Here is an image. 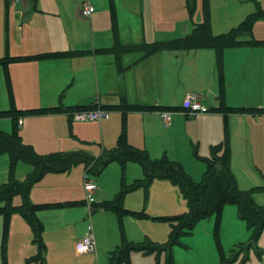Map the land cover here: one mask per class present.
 I'll return each mask as SVG.
<instances>
[{"label":"crops","instance_id":"crops-1","mask_svg":"<svg viewBox=\"0 0 264 264\" xmlns=\"http://www.w3.org/2000/svg\"><path fill=\"white\" fill-rule=\"evenodd\" d=\"M84 1L93 6L89 17L80 14ZM139 2L143 7L139 8L137 2L132 3V0H0V59L5 61L0 62V110L10 107L11 95L14 105L22 110L61 104L63 107L80 105L84 109L100 107L108 112L116 111L118 118L120 116V119L117 118L118 124L121 119H126V122L128 120L129 124L133 123L126 135L128 144L148 152L150 145L155 146L154 141L158 142L153 127L165 132L181 122L180 113L173 111H183L182 103L186 96L197 94L201 102L212 111L194 117V121L199 125L208 123L214 127L205 134L207 141L202 154L205 155L206 150L210 149L211 156L212 146L226 139L230 148L231 170L243 174L246 171L250 174L253 172L255 175L250 157L252 155L253 160L259 149H264V126L261 127L264 124V114L245 112L229 113L225 116L218 108L222 103L228 107H264V43L226 47L221 54V78L216 65L217 51L212 47L161 49L146 54L151 44L156 41L172 40L190 33L197 23L204 20L205 15L203 8L198 10V0ZM254 2V10L253 5L245 9L238 2H231L230 7L224 3L217 7L211 4L208 18L212 34L224 33L237 26L249 13L255 11L257 5L264 9L260 5L261 0ZM201 5L203 7V1ZM158 8L160 14H155L152 18L146 15V12L152 13ZM252 35L254 38H264L254 36L253 28ZM65 50L80 53L70 57L24 58ZM13 57L20 59H12ZM123 100L129 104L166 107L170 112L169 123H163L160 110H129L123 114L121 109L114 107ZM114 117L109 114L108 119L99 121L103 145L110 144L102 152L117 144L116 142L111 145L113 141L108 143L104 139L103 131L107 125H114ZM19 118L21 124L17 126L22 141L37 148V151L42 150L37 143H47L50 138L28 136L31 121L66 119L71 127L73 120H79L68 111L22 115ZM223 118L229 122L230 136L225 130L223 132ZM4 119H10L13 128V120L4 117L0 118V122ZM118 137L116 133L114 140L117 141ZM196 137L199 138L198 134ZM239 163H242L241 167L237 166ZM70 169L44 173L39 180L45 186L30 189L27 196L29 204H49V201L66 200L63 207L48 210L47 206L37 211V217L43 225V251L39 252V245L34 240L32 228L25 215L16 208L9 215L6 228L14 238L8 240L5 264L72 263V259L63 254L64 242L59 239L64 229L66 231L69 227L72 229V237L68 242L70 248L75 249V243L87 230V218H91L95 211L90 213L91 207L87 211L85 206L79 204L80 201L69 200L76 198L70 188L78 186L72 182L74 176L69 177ZM30 170L27 166L26 174ZM65 173H68L66 178ZM60 177L70 184L65 186L66 191V188L59 189L53 195L48 186H53L51 180ZM57 186L60 185L57 183ZM17 195L20 198L15 199L17 205L13 207L21 206L25 202L20 194L13 197ZM70 202L76 204L69 206ZM90 204L97 208L95 201ZM98 211L102 212L100 209ZM47 234L54 239L48 240ZM53 240L52 245L55 249L58 248V254L51 257L45 248ZM112 244L115 246V239ZM111 248V245L106 247L108 252ZM75 252L78 255L85 254L78 253L76 249ZM106 260L102 257L96 263L107 264Z\"/></svg>","mask_w":264,"mask_h":264},{"label":"rangeland","instance_id":"rangeland-1","mask_svg":"<svg viewBox=\"0 0 264 264\" xmlns=\"http://www.w3.org/2000/svg\"><path fill=\"white\" fill-rule=\"evenodd\" d=\"M44 1L49 2L53 0ZM198 1V10L200 8L202 10L201 2L203 0ZM254 1L207 0V4L208 8L211 7V4L217 7L222 3L230 7L231 2H238L241 8L247 9L250 7L249 5H253L254 10ZM261 1L260 5L263 7L264 0ZM132 3L139 5V8L143 7L140 6L139 0H132ZM159 10L158 8L152 13L146 12V15L152 18L153 15L160 14ZM253 34L254 36L264 37V20L257 19L255 21ZM255 38L264 39L257 36ZM211 111L209 112L211 113ZM178 112L181 115V122L179 121L174 124L169 130L164 132L161 129H157L156 126L153 127L155 135L158 136V142L154 141L155 146L150 145L147 153L152 159L166 156L168 159L178 162L184 172L194 182H200L207 168L206 158L210 157V149L206 150L207 153L205 152V155L202 154L204 144L207 141L205 134L208 129H213L214 127L208 123L199 125L197 121H194L196 120L194 117L198 116L187 115L184 111L180 110L173 111V113ZM109 114L111 117L115 116L113 119L114 125H107L103 128L104 139L108 143L109 141H113L111 145H115L117 142L116 139L114 140L115 134L117 133V136H119L123 130L127 135L133 123L130 122L129 124L128 120L126 122V119L125 121L121 119L118 124L120 116L118 118L117 112L111 111ZM50 120L31 121V130L28 136L41 137L43 139L50 138L47 143H37L38 147L42 150L37 151V148H33L38 154H48L47 152L50 153V151L67 152L76 149L84 150L91 155L97 156L102 153V149L105 146L110 145H103L102 128L97 120H73L71 127L66 119L63 121ZM263 126L264 124L261 125V127ZM161 127L164 129L162 121ZM222 128L223 132L225 130L227 135L230 136L229 122L224 118L222 120ZM0 129L5 132H11V120L4 119L0 122ZM197 134L199 138L196 137ZM157 151L160 152L157 153ZM250 158L254 165L255 175L251 169L252 174L247 171V174L245 172L243 174L232 170L236 174L234 176L238 187L242 190H250L255 186L264 184V149H259L258 154H255L253 160L252 155ZM27 166L31 169L29 164L18 160L11 172L8 154L0 153V185L8 180H24L27 175ZM237 166L241 167L242 163L237 164ZM84 169L85 167L81 163L70 169L71 175L69 177L74 176L72 182L78 184V186L70 188L73 191V196L76 198L69 200L80 201L79 204L85 206L87 211L91 207L90 213L93 212L92 210L95 211L92 213L91 218H87L86 225L91 224L93 227L92 235L94 234L93 238L95 237L96 248L92 254L85 253L78 255L74 248H70L68 242L72 237V229L69 227L66 231L64 229V233L59 240L64 242L62 248L63 254L70 257V260L72 259L71 264H97L98 259L101 260L102 257L107 259L105 262L107 263L111 253L124 243L144 247L143 249H133L129 252V264H219L220 254L217 239L222 246L224 256L230 261L229 264H264V228L258 236L251 235L246 222L238 218L235 204H228L223 208L218 230L214 231V216L206 217L198 220L188 234H181L175 242L171 243V224L165 220L153 219V217L174 216L188 211L187 202L177 185L166 178H154L147 185L141 183L135 185V180L144 177L141 166L134 161H127L124 165H121L117 161H111L98 175L89 173V177L96 183V193L93 195V201L101 205L104 202L103 200H112L120 195V208L128 209L134 215L112 210L107 211L100 206L95 209L87 201V193L84 187ZM237 169L239 170V168ZM66 174L68 173H65L64 178L68 176ZM255 178L256 180H254ZM51 181L53 186H48V188L53 195H56L59 189H65L70 184L62 177ZM57 183L60 185L59 187ZM40 185L45 186L43 181H36L31 189L39 188L38 186ZM18 197L20 198L19 195L13 197L14 199L12 198L10 202L11 206L17 205L15 199ZM254 198L259 205L264 206V191L255 192ZM64 201L66 200L49 201L50 206L47 208L49 210L58 208L59 206L63 207L60 204ZM98 209L102 210V212L100 213ZM86 233L87 230L80 237H83ZM13 238V234H9L8 229L5 228L4 215L0 213V264H5L7 243L9 239L12 240ZM47 239L52 240L54 237L47 234ZM114 239L115 246L112 244ZM123 239L124 242L122 241ZM53 242L54 240L50 244H47L45 248V251L51 257L58 254V248L55 249L53 247ZM107 245L112 246L109 252V249H106ZM116 262L117 264H127L123 260H116Z\"/></svg>","mask_w":264,"mask_h":264},{"label":"trees","instance_id":"trees-1","mask_svg":"<svg viewBox=\"0 0 264 264\" xmlns=\"http://www.w3.org/2000/svg\"><path fill=\"white\" fill-rule=\"evenodd\" d=\"M203 9L205 14L204 20L197 23L190 33L172 40L156 41L151 44L146 54L161 49L212 47L217 51L216 65L221 78V54L226 47L258 45L264 43V40H256L252 35V28L255 21L257 19L264 20V9L259 5H257L255 11L249 13L237 26L231 28L227 32L216 35L211 32L207 0H203ZM189 11L192 10L189 9ZM78 53L80 52L71 50L53 51L29 55L24 58L70 57ZM12 59L20 58L13 57ZM0 62L5 63L2 58ZM220 94H222V87ZM10 100V107L0 110V118H11L13 120V128L11 132H5L0 129V153L8 154L11 172L18 160H22L29 164L31 170L22 181L9 180L0 185V213L4 215L6 228L9 215L12 211L16 208L18 211L22 212L32 228L34 240L39 245V252L44 250V244L41 240L43 225L37 217V211L50 205L47 203L29 204L27 202L28 193L32 185L38 181L44 173L48 171H67L78 163L84 165L87 175H89V173L98 175L111 161H117L121 165H124L127 161H134L141 166L144 173L142 179L134 181L135 185L140 183L147 185L154 178H166L177 185L187 202L188 211L174 216L153 217V219L165 220L171 224V243L175 242L177 237L181 234H188L192 226L198 220L206 217L214 216V231L218 230L221 212L228 204L236 205L238 217L246 222L251 235L258 236L260 231L264 228V206L259 205L254 198L255 192L264 191V184L255 186L250 190H242L238 187L235 176L231 170L230 148L226 139L212 146L211 156L206 160L207 168L200 182H194L191 177L184 172L178 162L172 161L166 156L152 159L146 150L133 148L128 144L126 133L123 130L118 137L116 146L112 149L104 150L99 156H93L83 150L67 152L56 151L48 154H38L30 145L22 141L17 126L18 118L22 115H42L59 111H68L73 115L75 111L84 109L85 107L80 105L63 107L59 104L50 107L22 110L14 105L11 95ZM114 107L121 109L123 114L129 110L163 111L168 109L161 106L129 104L125 100ZM218 110L225 116L229 113L245 112L264 114V107H228L223 103ZM16 194L22 195L25 202L21 206L13 207L10 205V202ZM119 201L120 195L112 200L104 201L101 205L96 204L95 207L100 206L106 210L134 215V213L130 212L128 209L120 208ZM72 204L74 205L76 202L69 203V205ZM60 205H63V203ZM122 241L124 242V239ZM217 246L220 254L219 264H229L230 261L224 256L222 246L218 242V239ZM143 248L142 246L124 243L111 253L107 264H117L116 260H123L129 264V252L133 249Z\"/></svg>","mask_w":264,"mask_h":264},{"label":"built area","instance_id":"built-area-1","mask_svg":"<svg viewBox=\"0 0 264 264\" xmlns=\"http://www.w3.org/2000/svg\"><path fill=\"white\" fill-rule=\"evenodd\" d=\"M11 1H23V0H11ZM93 12V6L88 1H84L80 7V14L83 17H89ZM182 108L185 114L187 115H194L198 116L204 113H208L211 109L204 105L199 95L197 94H189L186 96L185 100L182 103ZM73 116L78 119H89V120H97L102 121L104 119L109 118V112L103 108L97 107L94 109H81L77 110L73 113ZM161 117L163 123L167 125L169 123L170 112L168 110L161 111ZM17 124H21V119L18 118ZM84 187L87 193V201L88 203L93 202V195L95 194L96 190V183L93 179L89 177L85 173L84 176ZM75 249L78 253H90L95 250V242L92 235V226L88 224L87 226V233L81 237L75 243Z\"/></svg>","mask_w":264,"mask_h":264}]
</instances>
